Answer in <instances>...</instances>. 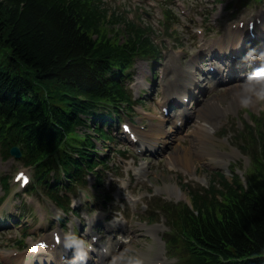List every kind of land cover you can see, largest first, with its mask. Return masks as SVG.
<instances>
[{
	"label": "trees",
	"instance_id": "trees-1",
	"mask_svg": "<svg viewBox=\"0 0 264 264\" xmlns=\"http://www.w3.org/2000/svg\"><path fill=\"white\" fill-rule=\"evenodd\" d=\"M108 22L101 0H0V144L6 155L21 146L33 186L72 189L94 169L95 143L77 128L130 101L123 78L136 56L159 57L143 28L128 24L120 42ZM254 136L262 150L247 186L223 178L224 189L192 192L193 209L167 206L177 264H264V131Z\"/></svg>",
	"mask_w": 264,
	"mask_h": 264
},
{
	"label": "rangeland",
	"instance_id": "rangeland-1",
	"mask_svg": "<svg viewBox=\"0 0 264 264\" xmlns=\"http://www.w3.org/2000/svg\"><path fill=\"white\" fill-rule=\"evenodd\" d=\"M228 1L103 0V5L109 10V22L105 26L110 35H117L116 30H119L122 32L119 40H124L122 38L126 33L121 28L124 24L117 18L125 17L128 21H135L143 26L150 25L151 29L153 27L155 32L152 36L163 49V56L155 68L152 67L149 60L137 59L133 68L134 80L131 85L136 97L141 101L133 106V110L126 109V111H130V114L126 112L128 116L124 117L125 120L133 119L138 129L140 125H143L144 128H140L143 131L149 130L154 122H159V118H161L160 104L166 96V83L170 78L175 77L178 81L188 84L189 76L187 74L190 73L186 71L187 69L192 70V74H195V81L198 79V83L201 84L199 97L193 109L206 107L207 102L213 98H216L223 108L230 104L233 100L232 92L229 91L230 87L236 86V84L242 86L244 80L212 82L209 85L199 80L203 73L196 70L195 64L200 46L205 40L220 41L226 32L225 28L233 22L231 20L233 16L238 17L237 19H248L258 13L264 18V3L228 9ZM168 7L173 9L176 17L171 18V27L166 31L161 20ZM199 29L202 30L200 33H198ZM234 35L236 34L231 31L228 39H224L223 43L226 44ZM240 36L241 34L236 37V42ZM193 58L195 63L191 61ZM172 61L176 62L173 66ZM173 72L174 75H172ZM262 109L264 107L256 104L248 108L242 107L239 101V103L233 104L231 110L213 117L212 123H207V125L213 133V149H216L219 155L215 156L213 150L211 153L201 156L196 154L192 157V164L188 169L183 163L172 161L174 165H171V157L182 152V147L190 146L195 150L198 148L200 140L193 133L198 120L197 115L194 116V119L190 117V121L179 128H174L171 119L166 118L163 125L170 134L165 138L167 139L165 141H162L158 135L157 145L159 146L153 153L149 149L143 153H136L133 147L121 138L116 127L111 126L116 140H107L98 144L101 154L109 156L110 159V168L100 172L105 185H92L93 177L91 176L85 187L79 189L76 195H71L72 205L77 208V212L65 215L63 221L65 233L70 236L74 228L78 233H85L84 238L88 240L90 234L101 233L103 236L99 241L103 243L112 232L107 234L101 227L108 223L104 219H111L110 222L118 221L123 224L122 231L116 230L112 233L117 237L124 234L131 240L125 242L126 246H122L117 255L106 262L107 264H116V261L117 264L118 261L127 264L129 260H137L139 264H146L140 259V253L151 244H153L150 250L152 262L154 259H160L164 264H168L170 257L166 256L167 253L165 254L166 251L163 250L164 241L162 239L167 225L165 218L151 204L153 199L162 197L168 201L189 202L190 188L209 187L212 181H216L215 185L221 187L218 181L219 176L214 175L217 171L225 174L229 179H232L234 171L243 179L251 162L249 155L238 146V135L242 129L245 130V120L251 121L249 112L259 113ZM152 112L156 113L154 117ZM199 112L198 109L195 114ZM106 128L110 130V128ZM143 166H145L146 172L141 176V179H138L136 171L138 172ZM225 166H227L226 169ZM20 168L30 170L22 164L20 159L10 157L5 160L0 152L1 197L4 193L2 177L6 178L4 181L10 189L0 204V226L4 225V227H0L1 247H18L15 243L22 239L23 245L20 247L25 249L36 238L49 234L56 227L63 226L58 223V219L64 214L47 196L38 193L35 195L25 193L13 181L14 172ZM173 184L177 185V190L165 187ZM18 213L26 215L29 221L24 222L21 226H17L16 223L12 225L11 216L16 218ZM97 213L104 216L96 218ZM151 215L154 219L148 221L147 217ZM105 216L107 217L105 218ZM3 217L5 219L2 220ZM89 218L93 220L91 223H87ZM7 224L11 225L7 226ZM124 229L130 230V232L124 233ZM0 254H2L0 255V264H7L3 252Z\"/></svg>",
	"mask_w": 264,
	"mask_h": 264
},
{
	"label": "bare ground",
	"instance_id": "bare-ground-1",
	"mask_svg": "<svg viewBox=\"0 0 264 264\" xmlns=\"http://www.w3.org/2000/svg\"><path fill=\"white\" fill-rule=\"evenodd\" d=\"M238 30H239V28H237V30H234V31L238 32ZM227 34H228V32H227ZM227 34L225 35V37L227 36ZM225 37H222L220 40L222 41L223 39H225ZM204 45L207 46L206 48H210V46L212 47L215 44L212 45V42H210V43H207ZM174 62L175 61L172 62V65H175ZM168 86H169V89L171 91H175L178 87H181V84H178V82H174V81L170 80L168 82ZM184 89L186 90V88H184ZM231 92L233 95V100L230 102V104L226 108H223L222 106H220V104L218 103V101L216 99H211L207 102L206 108L203 107L201 109V111H200L199 115H197V117H199L200 119L206 120V121L208 120L210 122L212 116H215L217 114H222V113L224 114L229 109L231 110L234 103H239L240 96L242 95V90L240 87H234L231 89ZM171 95L172 94H170L168 96V98ZM187 115H189V116L192 115V112H190L188 109H186V111L184 110L182 113H177V115L174 119V121L176 120L175 123H178V118L186 117ZM163 121H164L163 119H160L159 122H157L153 125V132H151V134L153 136H155V135L158 136V134H161L162 136H164L165 130L163 129V125H162ZM137 132L142 133V134L145 133L144 131H137ZM193 133L200 140L198 148L195 150L194 148H192L190 146L182 147V152L172 156L173 157L172 159L175 163H183L187 169L192 164V161H191L192 157L195 156L196 154L201 156V155H205L206 153H211L212 150H213L214 155L219 154L216 149H213V146H212V144L214 143L213 133L209 130V127L205 124V122H201V120H199L197 126L193 130ZM149 143H151V142L146 139L145 143H143V141H142V143L140 144V147L141 148L144 146L148 147ZM225 169H226V166H225ZM138 174L140 175L141 172H138ZM165 187H167V188L170 187V188H173L175 190L178 189L176 184H173L172 186L166 185ZM110 227H113V226L110 225ZM100 250L103 251L102 248H100ZM114 250H115V245L112 247V251H114ZM142 254L144 255V256L142 255L144 261L147 262L148 264H150L151 259L148 255V253H142ZM108 255H109V253H108ZM102 257H103V255L100 258H102ZM156 260H155V262H156Z\"/></svg>",
	"mask_w": 264,
	"mask_h": 264
},
{
	"label": "clouds",
	"instance_id": "clouds-1",
	"mask_svg": "<svg viewBox=\"0 0 264 264\" xmlns=\"http://www.w3.org/2000/svg\"><path fill=\"white\" fill-rule=\"evenodd\" d=\"M255 52V49L249 50L248 57L251 58ZM260 57L264 58V52L260 53ZM244 94L240 97V105L248 108L249 106L256 104L264 107V64H261L247 75L246 80L242 82ZM67 235V233H65ZM67 248L74 249V253L81 260H85L88 255V249L92 247V244L88 239L78 235L71 234L70 238L64 240ZM127 264H139L137 260H129Z\"/></svg>",
	"mask_w": 264,
	"mask_h": 264
},
{
	"label": "water",
	"instance_id": "water-1",
	"mask_svg": "<svg viewBox=\"0 0 264 264\" xmlns=\"http://www.w3.org/2000/svg\"><path fill=\"white\" fill-rule=\"evenodd\" d=\"M11 152L17 156L20 155V151H19V148L17 146L12 147Z\"/></svg>",
	"mask_w": 264,
	"mask_h": 264
}]
</instances>
